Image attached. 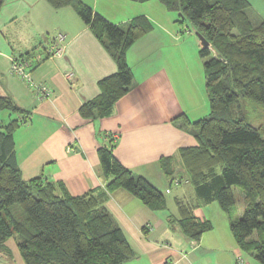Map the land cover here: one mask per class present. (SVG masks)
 Returning <instances> with one entry per match:
<instances>
[{"label":"crops","instance_id":"1","mask_svg":"<svg viewBox=\"0 0 264 264\" xmlns=\"http://www.w3.org/2000/svg\"><path fill=\"white\" fill-rule=\"evenodd\" d=\"M79 1L117 24L145 15L153 29L127 50L133 83L117 101L115 113L85 118L80 113L82 105L97 99L101 81L118 71L115 54L74 4L55 8L48 0H4L0 10V94L10 95L29 114L14 131L23 179L42 175L61 181L72 195L106 190L111 178L103 172L99 148L113 138L114 155L160 190H167L170 184L165 159L172 161L178 179L175 198L166 197L167 208L161 211L152 210L125 188L109 194L105 206L135 250V256L123 264H259L237 245L228 217L217 227L210 213L216 202H205L192 192L179 153L182 147L197 144L184 126V116L197 120L210 111L207 86L199 80L197 65L185 68L183 64L185 40L195 52L204 46L196 29L185 30L179 13L157 0ZM250 2V18L256 22L264 19V0ZM51 33L53 37H48ZM58 33L66 36L63 50L50 55L47 48ZM19 56L31 60L32 80L49 87L47 96L11 70L12 60ZM6 111L3 117L9 122L19 117ZM178 201L189 206L198 220L213 222V229L199 242L184 235ZM254 233L252 240L257 239ZM9 241V250L15 246L19 256L8 260L7 252L0 249V264H24L18 243L11 246Z\"/></svg>","mask_w":264,"mask_h":264},{"label":"trees","instance_id":"2","mask_svg":"<svg viewBox=\"0 0 264 264\" xmlns=\"http://www.w3.org/2000/svg\"><path fill=\"white\" fill-rule=\"evenodd\" d=\"M55 8L74 4L115 54L118 71L101 81V95L80 108L85 118L115 113L117 101L133 83L127 50L153 29L140 15L125 24L107 20L79 0H48ZM147 2L151 0H131ZM188 20L210 42L200 49L206 58V86L210 115L197 120L184 116V126L197 144L179 150L191 184L205 202L217 201L229 219L237 245L264 264V126H255L243 110V101L264 107V19L254 23L250 0H157ZM4 0H0V10ZM24 57V56H22ZM0 110L16 114L0 130V249L19 236L24 264H123L135 250L123 229L106 208L109 194L125 188L154 211L167 208L165 192L145 176L136 174L113 153L114 139L99 148L101 166L111 180L107 189L72 195L61 181L42 175L24 180L19 167L14 131L28 120V111L10 95L0 94ZM171 185L175 169L164 160ZM233 186L245 192L246 208L235 219ZM18 204L25 213L14 210ZM179 224L184 235L199 242L214 224L198 220L191 208L178 201ZM258 231V238L250 239Z\"/></svg>","mask_w":264,"mask_h":264},{"label":"rangeland","instance_id":"3","mask_svg":"<svg viewBox=\"0 0 264 264\" xmlns=\"http://www.w3.org/2000/svg\"><path fill=\"white\" fill-rule=\"evenodd\" d=\"M178 18L182 20V18L179 15H178ZM257 18H259V17H257ZM252 20L254 23H256L255 18H252ZM182 22H183L182 24L184 25L185 30H188V31L190 29L193 30V25L191 24L190 21L183 20ZM48 37H53V33H51ZM184 45H185V57L183 58L184 67L185 68H187V67L194 68L197 65V69L199 71L196 68L194 70L196 72L198 71V74L201 76L200 77L201 79H199V80H202V82H204V85L206 86V79H205L206 78V72H205V65H204L206 58H204L201 55L199 50H197L196 52H195V50L193 51V45L191 43L188 44L187 40H185ZM17 58H22V56H19ZM243 110H244L245 114L249 117L250 122H252L255 126H261V125L264 126V107L263 106L257 105L252 100L247 99V100L243 101ZM6 112H7L6 110H0V121L3 122L2 124L0 122V129H1L2 125H4V124L6 125L9 122L8 117H3L4 114H6ZM208 115H210V111L208 114H202L199 117H206ZM177 187L178 186L176 184H174V182H173L171 185H169V190L172 192L168 193L166 190L163 192H165V195L167 198L172 200L176 196ZM190 188L192 189V192H194L196 194L194 186L191 185ZM233 192H234L235 199H236V214L234 215V218L240 219L243 216L245 208H246L245 192L240 186H233ZM195 197H196V195H195ZM215 202H216L217 207H214V210H212L210 213H211V217L214 219L215 223L217 224V227L220 228L222 225L223 218H227V215L222 210L220 204L217 201H215ZM13 207L19 216L25 217L24 211L22 210V208L18 204L14 205ZM217 208H219L218 211H217ZM219 211H221V213H219ZM221 214H222V217H221ZM19 238L20 237L17 235L11 237L9 239L10 240L9 244L11 246H14V244L18 243ZM253 238H258V231H255ZM6 255L8 257V260L13 261L17 256H19V253H18L16 247L14 246L12 250H9L6 253ZM1 259L7 260L5 257H1Z\"/></svg>","mask_w":264,"mask_h":264},{"label":"built area","instance_id":"4","mask_svg":"<svg viewBox=\"0 0 264 264\" xmlns=\"http://www.w3.org/2000/svg\"><path fill=\"white\" fill-rule=\"evenodd\" d=\"M65 34L64 33H58L56 39L49 44L47 51L50 55H55L63 50L64 42H65ZM32 63L31 60L28 58H14L12 60V65H11V70L14 73H17L18 75L22 76L25 80L28 82H31L34 84L35 88L39 90L40 94H42L43 97L47 96L50 93V89L47 85L45 84H35L32 80L31 76V69ZM175 182L178 183V179H174ZM169 192V188L166 190Z\"/></svg>","mask_w":264,"mask_h":264},{"label":"water","instance_id":"5","mask_svg":"<svg viewBox=\"0 0 264 264\" xmlns=\"http://www.w3.org/2000/svg\"><path fill=\"white\" fill-rule=\"evenodd\" d=\"M198 36L202 40V43H203L204 46H209L210 45V42L203 36V34L198 33Z\"/></svg>","mask_w":264,"mask_h":264}]
</instances>
